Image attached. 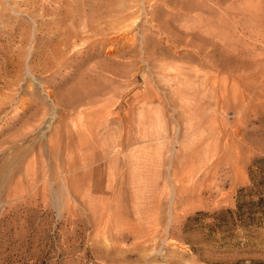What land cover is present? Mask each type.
I'll return each instance as SVG.
<instances>
[{"label":"rangeland","instance_id":"1","mask_svg":"<svg viewBox=\"0 0 264 264\" xmlns=\"http://www.w3.org/2000/svg\"><path fill=\"white\" fill-rule=\"evenodd\" d=\"M260 53L264 0H0V264H264L228 212L264 198Z\"/></svg>","mask_w":264,"mask_h":264},{"label":"trees","instance_id":"2","mask_svg":"<svg viewBox=\"0 0 264 264\" xmlns=\"http://www.w3.org/2000/svg\"><path fill=\"white\" fill-rule=\"evenodd\" d=\"M248 205L249 209L247 210L248 215L245 219L254 222L255 220L264 219V198L261 197L259 200H253L249 203H241L238 205L237 211L228 210L229 213L239 215L243 219L245 215L244 208ZM234 216V215H233Z\"/></svg>","mask_w":264,"mask_h":264},{"label":"bare ground","instance_id":"3","mask_svg":"<svg viewBox=\"0 0 264 264\" xmlns=\"http://www.w3.org/2000/svg\"><path fill=\"white\" fill-rule=\"evenodd\" d=\"M177 3V2H176ZM188 5V3H185V2H183L182 3V7H185V6H187ZM195 38V37H194ZM194 40V39H193ZM194 42V41H193ZM255 49V48H254ZM255 52L257 53V52H259L257 49H255ZM257 56V55H256ZM260 56H264L263 54L261 55V53H260ZM262 58V57H261ZM263 59H264V57H263ZM260 60H262V59H260V58H255V60H254V62L253 63H256V64H258V65H260V63H262ZM263 62H264V60H263ZM252 63V64H253ZM264 64V63H263ZM218 66V65H217ZM260 66H262V65H260ZM264 66V65H263ZM105 113V112H104Z\"/></svg>","mask_w":264,"mask_h":264}]
</instances>
